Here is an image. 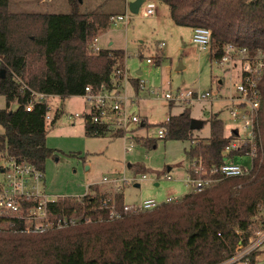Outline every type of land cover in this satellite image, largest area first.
I'll use <instances>...</instances> for the list:
<instances>
[{
	"label": "trees",
	"instance_id": "1",
	"mask_svg": "<svg viewBox=\"0 0 264 264\" xmlns=\"http://www.w3.org/2000/svg\"><path fill=\"white\" fill-rule=\"evenodd\" d=\"M69 1L70 13L43 14L11 12L10 0H0V71L4 74L0 76V95L6 98V107L0 109V125L4 128L0 155L6 160L31 163L43 174L46 161L55 153L46 142L50 105L46 100L34 101L33 93L66 98L83 96L86 86L94 91L111 89L113 71L125 68L123 49L102 48L97 53L91 49L100 31L113 25L115 15L84 14L77 0ZM156 1L169 7L176 25L210 29L209 50L217 61L227 44L264 55V0ZM133 87L139 93L138 80L133 79ZM259 88L257 129L262 149L249 175L221 179L200 192L189 191L175 201L136 213L123 212L122 192L90 185V193L85 196L51 204L54 214L73 217L74 224L27 233L20 223L0 219V264L222 261L239 240L236 230L246 229L264 204V72ZM13 102L17 103L15 109L10 108ZM31 102L33 109L27 110ZM91 116V112L85 115L87 136H123V132L111 134L105 126L93 123ZM190 120V108L185 107L180 114L170 115L167 123L158 125L166 129L165 139L191 140L186 151L189 162L202 156L206 167L223 163V149L228 143L224 120L219 114L212 115L207 140L194 138ZM143 125L149 124L143 120ZM135 139L147 147L155 146L157 140L148 136ZM104 199L110 200L109 207L103 205ZM113 205L120 217L110 218Z\"/></svg>",
	"mask_w": 264,
	"mask_h": 264
},
{
	"label": "rangeland",
	"instance_id": "2",
	"mask_svg": "<svg viewBox=\"0 0 264 264\" xmlns=\"http://www.w3.org/2000/svg\"><path fill=\"white\" fill-rule=\"evenodd\" d=\"M131 1L77 0V4L84 14L127 15L124 21L114 22L110 28L101 30L96 43L103 48L126 52L124 69L127 77L121 84L130 98L138 97L130 108L132 113L146 117L149 125L135 126L121 137L87 136L84 125L85 115L91 110L90 102L83 96L47 99L50 118L46 119V142L55 153L46 161L43 175L46 192L51 196H80L89 190V185L100 184L105 191L118 186L124 204H139L151 198L164 201L167 197H182L191 191V185L186 181L189 166L186 151L191 140L156 137L155 146L147 147L135 138L155 137L158 124L170 115L180 114L185 107H190L192 118L205 122L194 131V138L198 140L210 137L212 115L217 113L224 121L232 122L226 106L228 97L235 95V73L212 58L209 49H201L193 43L192 28L176 25L165 3L155 0V15L143 17L125 9L126 3ZM9 9L11 12L43 14H68L72 10L69 0H10ZM148 58L153 62L149 63ZM133 79L144 80L146 88L136 93ZM147 89H156L160 92L159 97ZM176 90L209 91L212 100L170 104L160 98L164 92ZM5 107L6 98L0 95V109ZM16 107V102L10 106L11 109ZM57 110H60L58 117ZM3 132L0 125V133ZM235 162L248 166L251 159L237 157ZM5 163L6 159L0 155V180L3 179L1 167ZM166 174L172 179L168 180ZM104 179L118 180V185L103 183Z\"/></svg>",
	"mask_w": 264,
	"mask_h": 264
},
{
	"label": "built area",
	"instance_id": "3",
	"mask_svg": "<svg viewBox=\"0 0 264 264\" xmlns=\"http://www.w3.org/2000/svg\"><path fill=\"white\" fill-rule=\"evenodd\" d=\"M154 1H144L138 13L143 17L153 16L156 6ZM126 17V14L116 15L112 17V21H124ZM97 38L91 45V49L95 53L102 49L96 43ZM192 42L201 49H209L211 30L205 27H195ZM263 57V53L251 54L245 47L240 48L234 44L225 46L224 53L218 63L230 68L235 73L237 81L235 83V95L227 99L230 104L228 112L232 122H224L225 136L228 139V143L223 149L224 162L206 167L202 156L190 160L186 181L191 185V191L200 192L221 179L243 177L252 172L254 161L259 157L262 149L257 120L261 102L259 83L264 72ZM147 61L153 62L150 58ZM126 77L125 69L116 68L112 73L114 87L111 89L102 87L98 91H94L91 86H86L83 94V97L92 104L90 121L105 126L111 133L123 132L124 135L133 127L142 125L141 117L132 113L130 109L136 97L130 98L123 85L120 84ZM139 87L140 90L146 88L144 80H139ZM147 90L156 97L160 95L156 89ZM33 94L36 102L52 97L44 93ZM160 98L169 102L185 103L212 100L209 91L196 92L192 90L187 92L168 91L164 92ZM26 109L32 110L33 103L27 104ZM48 118H50L49 115L46 119ZM168 121L169 117L165 122ZM166 134V129L159 127L156 137L164 138ZM244 156L250 157V165L246 166L235 162L237 157ZM1 170L3 179L0 180V219L20 223L23 226V232L40 233L74 224L75 218H68L64 214H54L51 204L60 199L65 203L70 197L80 198L90 193L88 190L80 196H51L46 192L43 173L35 165L28 162H17L9 159L6 160ZM145 176L143 175V177ZM166 178L170 180L172 176L166 174ZM103 183H114L117 186L118 180L104 179ZM117 189L119 190L118 186ZM117 189L112 191H118ZM106 191L112 192L109 188H106ZM177 199V197H167L164 201H159L151 198L143 200L139 204H124L123 212L136 213L150 210L163 202H171ZM109 203V199L103 200L104 206L109 207ZM109 214L110 218L120 217V213L114 205L110 207ZM12 223L14 224V222ZM236 233L239 240L234 249L226 258L216 264H264V204L260 214L250 220L248 227L238 229Z\"/></svg>",
	"mask_w": 264,
	"mask_h": 264
},
{
	"label": "water",
	"instance_id": "4",
	"mask_svg": "<svg viewBox=\"0 0 264 264\" xmlns=\"http://www.w3.org/2000/svg\"><path fill=\"white\" fill-rule=\"evenodd\" d=\"M145 0H133L129 3V10L132 12V13H138L139 11V8L140 6L142 5V3L144 2ZM0 76H4L3 72L0 73ZM143 125V124H142ZM203 125V121L201 120H198L196 118H191L190 120V128L195 130V129H198L200 127H202ZM139 184H136V186H138Z\"/></svg>",
	"mask_w": 264,
	"mask_h": 264
},
{
	"label": "crops",
	"instance_id": "5",
	"mask_svg": "<svg viewBox=\"0 0 264 264\" xmlns=\"http://www.w3.org/2000/svg\"><path fill=\"white\" fill-rule=\"evenodd\" d=\"M40 1H43V2H45V0H40ZM48 1H51V0H48ZM162 3V2H161ZM126 8H129V3L127 4L126 3V5H125V9ZM169 8V7H168ZM127 10V9H126ZM169 14H170V11H169ZM155 15V14H154ZM192 30H193V28H192ZM193 34V33H192ZM101 47V46H100ZM101 48H103V47H101ZM138 74H141V71H138ZM138 81L140 80V79H137ZM122 82V81H121ZM121 82H120V84H121ZM121 85H123V84H121ZM123 87H124V85H123ZM149 92V91H148ZM136 98L134 99V102L132 103V105L135 103V101H138V97L137 96H135ZM203 101V100H202ZM170 104H174L173 102L172 103H170ZM230 106V104H228V106H226V109H227V111H228V107ZM190 108V107H189ZM131 112H132V110H131ZM190 112H191V109H190ZM217 114V113H216ZM141 117V119H142V124H143V120H146L145 118L146 117H142V116H140ZM191 118H192V115H191ZM200 120V119H199ZM225 122V121H224ZM203 124H204V121H203ZM140 126V125H139ZM142 127H146L145 125H142ZM84 130H85V125H84ZM152 138H156V136L154 137V136H152ZM169 170H170V168H169ZM186 174H187V171H186ZM90 186V185H89ZM139 186V185H138ZM178 198H180V197H178Z\"/></svg>",
	"mask_w": 264,
	"mask_h": 264
}]
</instances>
